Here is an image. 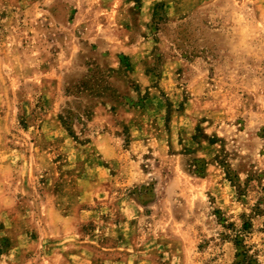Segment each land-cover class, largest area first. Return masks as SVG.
I'll use <instances>...</instances> for the list:
<instances>
[{"label": "rangeland", "instance_id": "rangeland-1", "mask_svg": "<svg viewBox=\"0 0 264 264\" xmlns=\"http://www.w3.org/2000/svg\"><path fill=\"white\" fill-rule=\"evenodd\" d=\"M238 241L264 264V0H0V264Z\"/></svg>", "mask_w": 264, "mask_h": 264}, {"label": "trees", "instance_id": "trees-1", "mask_svg": "<svg viewBox=\"0 0 264 264\" xmlns=\"http://www.w3.org/2000/svg\"><path fill=\"white\" fill-rule=\"evenodd\" d=\"M82 89L89 90L86 84H82ZM239 251L236 255L235 264H259L254 254H251V249H247V246L242 242L238 241Z\"/></svg>", "mask_w": 264, "mask_h": 264}]
</instances>
